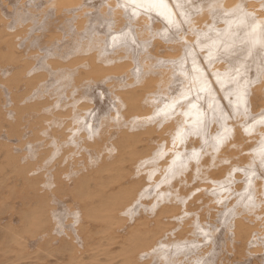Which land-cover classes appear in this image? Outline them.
Listing matches in <instances>:
<instances>
[{
	"label": "bare ground",
	"instance_id": "bare-ground-1",
	"mask_svg": "<svg viewBox=\"0 0 264 264\" xmlns=\"http://www.w3.org/2000/svg\"><path fill=\"white\" fill-rule=\"evenodd\" d=\"M1 68L8 89L54 99L53 116L39 104L16 106L13 120L0 109L9 135L30 109L38 128L61 122L50 129L60 155L79 141L113 146L49 183L3 145L0 214L28 203L17 229L0 230V264L32 258L28 239L55 232L63 213L49 187L78 209L77 237L40 246L62 250V264H217L222 249L233 264H264V0H0Z\"/></svg>",
	"mask_w": 264,
	"mask_h": 264
},
{
	"label": "rangeland",
	"instance_id": "rangeland-1",
	"mask_svg": "<svg viewBox=\"0 0 264 264\" xmlns=\"http://www.w3.org/2000/svg\"><path fill=\"white\" fill-rule=\"evenodd\" d=\"M31 36H36V34H32ZM30 39H28V41ZM2 70L3 69L1 68L0 69V77H1L0 78V109L1 110L3 109V111H5V113L9 116L10 120L14 119L16 108H26L32 104L40 105V108L42 110L40 114L53 116L52 104L54 102V99L51 100L49 99L50 101L48 103L46 102V98L47 99L49 98V96L46 95V93L48 92L46 89L43 90L40 87H35L34 91L30 94L26 92L24 87L23 88L20 87L16 90L8 89L3 81L5 77L1 75L3 73ZM14 96L18 98L17 102L14 101L13 99ZM29 96L30 99L27 100ZM31 98L33 99V101ZM26 100L27 102L29 100L30 101L27 103ZM23 115L25 117L23 116L22 119L23 124H22L21 136L9 135L7 133V128L5 125L0 128V163L4 161L3 156H4L5 147L3 145H7L11 147L12 150H14L17 156L22 157L25 163L29 162V164L35 166V172L38 170V172H36L37 175L43 176V181L45 182L51 183L53 175L57 172L58 173L60 172L62 174L66 182L71 181L75 177L74 175L75 173L83 171L86 165L96 161L97 159H99L100 156L102 155L108 156L109 152L112 150L113 140L104 141V143L102 144L101 148L98 151L95 150V148L93 147H89L86 146L85 144L80 143L79 141L75 148H72L65 154L60 155L62 141L60 140V138H58V136L54 137L50 129L54 128L60 131L61 122L55 123L54 118H50L48 120L44 118V121L50 124L52 127L48 125L44 128L41 127L38 128L39 125L37 123V120L40 116L39 114L31 112V110L29 109L24 111ZM150 141L151 144H153L154 148H157L161 144V141L157 139L156 135H154ZM56 149H59L58 151L59 154L57 153V155L54 156L53 159H51L50 155L51 153H54ZM246 149H247L246 147H240L239 153L244 154ZM49 151L50 154H48ZM74 159L76 160V162L73 161ZM239 175L240 177L235 180V181L239 180L237 182L238 184L235 183L233 186L235 187L237 192H241L242 191L241 189H243L244 187L242 186L244 185L242 182V180L244 181V175L243 174L242 175L239 174ZM6 178L7 179L5 184L7 188L13 186L19 188L21 186L19 180L20 178H17L14 173L7 174ZM42 193H47L49 195V200L53 204L52 210L55 212L60 211L63 213V215H61L62 218L57 223V225L54 223V230H55V232L53 233L54 235L53 234L50 235L45 234L44 236L38 235L39 238L36 236L34 238L28 239L27 244L29 246V249H31L30 252L32 258L28 260H23L19 264H62L65 261V254L60 253L62 252V250H60V252L55 256L48 257L45 256L44 252L40 249V246L45 241L46 242L48 241L52 244L51 245L52 248L60 249L69 242L70 238L75 236L77 237L76 235V229H77L76 222L78 220L77 207L72 202H70L68 198L59 197L55 195L53 189L50 187L47 188L46 190H43ZM30 201H31L30 205L33 206L36 200H30ZM27 203L28 201L24 202L19 199H14L12 205V209L14 212L8 211L3 214H0L1 232L5 231L8 228L17 229L20 226L21 224L20 217L18 216L17 212H20L22 209H24V204ZM204 203L205 202L203 203L201 202L198 205L197 209L199 212H203V213L207 212V208L204 205ZM5 218L6 220L4 224ZM32 241L35 243H33ZM30 246L32 247L30 248ZM113 249H116V246L113 247ZM37 254L39 258L36 259L35 257L37 256ZM258 256L259 255L253 258L245 257L244 259L247 261L246 264H258L261 261L260 259L261 257ZM234 261L235 259H233L232 255L230 253H226L225 249H222V253L218 256L216 263L233 264ZM80 264H88L87 257L85 255L83 256V261Z\"/></svg>",
	"mask_w": 264,
	"mask_h": 264
}]
</instances>
